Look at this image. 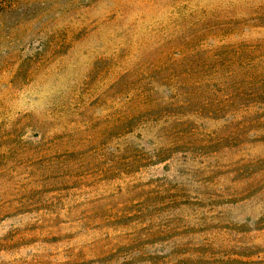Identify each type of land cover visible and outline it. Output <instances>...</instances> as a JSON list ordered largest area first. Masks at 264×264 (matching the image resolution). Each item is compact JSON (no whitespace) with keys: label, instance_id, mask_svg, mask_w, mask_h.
I'll use <instances>...</instances> for the list:
<instances>
[{"label":"rangeland","instance_id":"1","mask_svg":"<svg viewBox=\"0 0 264 264\" xmlns=\"http://www.w3.org/2000/svg\"><path fill=\"white\" fill-rule=\"evenodd\" d=\"M263 16L264 0H0V264H264V139L140 170L98 148L118 144L120 75L264 37ZM256 157L255 182L235 174Z\"/></svg>","mask_w":264,"mask_h":264},{"label":"trees","instance_id":"2","mask_svg":"<svg viewBox=\"0 0 264 264\" xmlns=\"http://www.w3.org/2000/svg\"><path fill=\"white\" fill-rule=\"evenodd\" d=\"M253 19L249 24L257 18ZM243 31L229 34L236 39L233 43L207 45L198 38L200 44L193 48L181 44L176 46L180 50L170 48L154 64L146 67L145 61L119 76L116 85L130 93L125 95L126 109L120 110L112 127L118 144L110 148L101 139L98 147L100 154L105 150V159L109 152L114 156L109 168L157 165L180 146L190 154L195 147L215 148L211 154L217 158L225 148L240 150L253 143L250 137L264 139V37L247 39ZM103 133L101 138L109 135ZM61 146L73 154L83 144L75 139ZM256 146L263 149L264 144ZM260 165L262 160L256 157L235 174L255 182L253 174H258Z\"/></svg>","mask_w":264,"mask_h":264}]
</instances>
